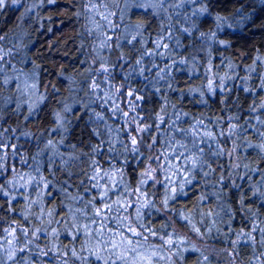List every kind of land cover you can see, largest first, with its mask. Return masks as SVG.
I'll return each mask as SVG.
<instances>
[{
  "label": "trees",
  "instance_id": "obj_1",
  "mask_svg": "<svg viewBox=\"0 0 264 264\" xmlns=\"http://www.w3.org/2000/svg\"><path fill=\"white\" fill-rule=\"evenodd\" d=\"M0 264H264V0H0Z\"/></svg>",
  "mask_w": 264,
  "mask_h": 264
},
{
  "label": "rangeland",
  "instance_id": "obj_2",
  "mask_svg": "<svg viewBox=\"0 0 264 264\" xmlns=\"http://www.w3.org/2000/svg\"><path fill=\"white\" fill-rule=\"evenodd\" d=\"M201 246L202 247H208V244L207 243H202Z\"/></svg>",
  "mask_w": 264,
  "mask_h": 264
}]
</instances>
